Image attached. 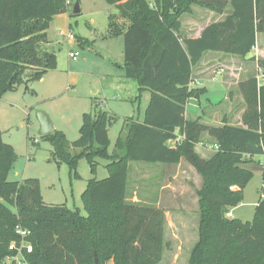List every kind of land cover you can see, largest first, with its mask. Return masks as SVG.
<instances>
[{"label":"trees","instance_id":"16d2710c","mask_svg":"<svg viewBox=\"0 0 264 264\" xmlns=\"http://www.w3.org/2000/svg\"><path fill=\"white\" fill-rule=\"evenodd\" d=\"M67 1L0 0V100L25 83L26 73L27 83H33L56 68V55L42 53L40 47L54 17L69 12ZM105 1L117 9L109 16L107 35L124 37L125 77L138 83L141 94H151L144 120H127L113 156L108 152L109 129L116 118L105 111L84 115L80 137L72 143L82 150L76 157L69 153L63 132L42 137L53 143L54 160L67 164L77 178L80 159H87L94 174L97 159L110 160L109 177L91 179L81 197L87 216L65 205L46 204L37 179L9 181L18 156L0 129V264L16 254L9 248L21 241L18 227L30 232L29 264H160L166 214L129 201V164L176 165L182 160L203 178L199 240L188 264H264V191L251 222L226 217L241 204L253 179L244 166L264 157V83L252 77L239 86L247 106L244 128L210 127L185 118L188 101L205 93L190 87L194 67L206 52L248 57L257 34L264 33V0ZM229 4L233 14L208 26L200 38L179 36L180 19L193 6L223 13ZM251 60L264 77V60ZM177 130L185 138L172 148L169 142L177 139ZM204 133L218 147L210 160L195 150Z\"/></svg>","mask_w":264,"mask_h":264},{"label":"rangeland","instance_id":"374dc122","mask_svg":"<svg viewBox=\"0 0 264 264\" xmlns=\"http://www.w3.org/2000/svg\"><path fill=\"white\" fill-rule=\"evenodd\" d=\"M72 2L73 5L67 13V30L88 43L81 45L76 39L71 46L67 39L59 36L60 30L51 25L48 30L49 37L55 44L56 68L49 70L41 80L33 83H27L26 73L25 83L17 90L4 95L0 100V128L3 131V141L13 145L18 156L9 173V181L37 179L46 204L65 205L71 210H80L83 216H87L81 197L91 179L103 180L109 177L106 166L110 160L97 159L98 168L94 174L87 159L82 158L77 169L79 178L75 177V173L67 164L54 160L53 143L40 137L38 111L49 116L54 124V131L65 134L70 143L69 153L72 157L82 153V150L73 147L72 143L80 137L84 115L108 112L116 118L109 129L108 152L113 156L117 139L122 130H125L127 120L143 117L151 94H141L138 83L125 77L124 37L107 36L108 15L110 12L117 13L115 6L105 0ZM77 3L80 13L72 17ZM198 10L203 13L206 9L200 7ZM205 14L204 17L192 13L183 15L180 19L182 32L187 33L182 34L180 31L179 36L186 37L191 31V26L197 24L195 20L198 17L201 25L216 20L215 13ZM71 52L77 54L76 59L69 57ZM259 81L263 83V77ZM189 111L193 115H199L200 107L196 98L191 100ZM210 114L208 113V116ZM216 114L219 119L221 110ZM213 115L212 112L211 117ZM214 118L213 116L212 119ZM215 120L209 123L217 127ZM262 161V157H256L254 163L244 166L253 172V179L244 190L241 204L229 210L235 219L243 222H251L254 219L257 203L262 200L264 191ZM168 217L166 247L160 264H188L192 250L199 240L200 216L193 214Z\"/></svg>","mask_w":264,"mask_h":264},{"label":"crops","instance_id":"0c3cea01","mask_svg":"<svg viewBox=\"0 0 264 264\" xmlns=\"http://www.w3.org/2000/svg\"><path fill=\"white\" fill-rule=\"evenodd\" d=\"M198 7L200 8V6L192 8V14L197 16L201 14L204 17L206 12L215 13L216 20L201 25L200 17H198L195 20L197 24L192 25L189 34L186 37H182V39L200 38L208 26L224 22L233 14L230 4L223 13H216L206 8L205 12L202 13L198 10ZM114 14L117 13L110 12L108 20L109 16ZM67 17V13L58 15L54 17L50 24V28L51 25H54V28L60 30L59 36L64 39H66L64 34L69 33L66 24ZM49 30L47 31V42L41 45L40 52L54 53L57 57L54 50V41L49 37ZM182 31L183 27L181 28ZM184 33H187V31L182 32V34ZM75 38L81 45L87 42L81 37L77 38L75 36ZM68 42L72 46L75 41ZM254 57L257 60H264V33L257 34L256 47L246 58L220 52H206L201 62L193 69L192 83L190 85L192 89H200L205 92L200 98L196 99L200 107L199 115L190 113L189 107L192 100L190 99L186 106V120L199 121L203 125L216 127L209 123L216 119L214 122H217V127L229 125L244 128L243 116L247 106L239 86L242 82L252 77H257L258 79L263 77L257 61L251 60ZM202 101L205 102L204 105ZM218 110L222 112L219 119L216 118ZM212 112L214 113V119H212L213 116L211 117ZM208 113L211 114L208 116ZM136 120L142 122L144 115ZM176 135L177 138L182 136L179 130H177ZM175 140L169 142L170 147H176ZM217 148L216 141L208 133H204L195 150L203 159L210 160L217 152ZM130 167V202L156 206L162 209L166 214L167 225L169 224V215L195 214L200 216L198 191L202 189L203 178L187 161L182 160L176 165L132 163ZM232 219H235L233 214Z\"/></svg>","mask_w":264,"mask_h":264},{"label":"built area","instance_id":"2783aa9c","mask_svg":"<svg viewBox=\"0 0 264 264\" xmlns=\"http://www.w3.org/2000/svg\"><path fill=\"white\" fill-rule=\"evenodd\" d=\"M72 5H73L72 0H68L67 1V6L70 7ZM64 37L70 42H74L76 40L75 35L72 32L64 34ZM69 57L71 59H76L77 54L71 52ZM263 83H264V77H263ZM184 138H185L184 136H181L180 138H177L175 140L176 147L179 146L182 143ZM37 142L38 141L36 140L35 143H37ZM261 164H262V168H263V166H264V157H263V161H262ZM234 189L235 188H232V190H234ZM263 199H264V195H263ZM227 216H228V218L232 219V214L231 213H228ZM16 232L21 237V241L19 243H12L10 245V248H9L10 251L16 252V254L8 256L3 261L2 264H29L28 260L26 259V254H32L33 253V246L28 241V238L30 236V232L27 231V230H24V229H22L20 227L17 228Z\"/></svg>","mask_w":264,"mask_h":264},{"label":"water","instance_id":"95a60500","mask_svg":"<svg viewBox=\"0 0 264 264\" xmlns=\"http://www.w3.org/2000/svg\"><path fill=\"white\" fill-rule=\"evenodd\" d=\"M73 13L74 14L80 13L79 3H77L75 5ZM37 119L39 122V135H40V137L48 136L54 132V124L46 113L38 111ZM96 264H98L97 260H96Z\"/></svg>","mask_w":264,"mask_h":264}]
</instances>
